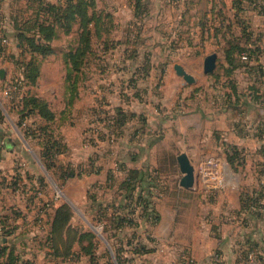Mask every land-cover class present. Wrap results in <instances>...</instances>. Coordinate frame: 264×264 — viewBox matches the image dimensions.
Wrapping results in <instances>:
<instances>
[{
    "label": "crops",
    "instance_id": "crops-1",
    "mask_svg": "<svg viewBox=\"0 0 264 264\" xmlns=\"http://www.w3.org/2000/svg\"><path fill=\"white\" fill-rule=\"evenodd\" d=\"M10 1L18 6L0 22V42H9L0 61L5 55L12 61L13 54L18 60L28 56L20 54L13 27V19L27 18L25 1ZM158 1L172 4L171 0H141L137 8L134 0H94L88 12L100 19L108 15V32L97 35L91 24L93 53L69 81L64 53L78 45L77 23L69 34L57 30L49 42L51 54L36 56L39 75L35 84L24 81L21 89L7 95V84L21 72L9 60H4L10 63L7 69L0 65L5 70V77L0 78V264H8L11 254L20 264H119L117 255L121 264H264L261 29L247 15L248 39L231 17L222 16L214 23V36L222 47L218 66L222 72L214 70L210 75L224 81L223 86L214 85L208 91L207 100H201L194 89L183 91V80L174 69L184 51L169 54L164 48L183 41L142 37L139 25L147 24L142 15L147 14V21L155 20L156 29L164 27L160 16H155L161 9ZM229 1L226 6L231 14L235 7ZM175 3V13L186 15L196 11L198 0ZM187 26L200 28L196 21ZM234 39L257 49L256 53L246 60L241 58L246 52L236 53L230 64L227 41ZM142 48L147 50L141 52ZM46 62L53 63L48 74L43 72ZM70 83L76 86L75 92ZM29 97L46 103L48 119L39 107L24 108ZM36 127L49 134L46 155L38 151L32 136ZM233 148L239 158L231 163L228 156ZM248 148L254 149V182L242 187L232 174L244 169L246 158L241 156ZM181 153L194 167L190 188L179 183L183 174L177 157ZM207 156L225 164L216 184L204 185L197 175L200 161ZM143 174L154 176V186L143 183L127 188V177ZM141 198L152 201L158 216L155 224L143 214ZM246 198L253 204L243 205ZM63 205L69 207V220L52 234L56 211ZM90 217L104 226L106 239L102 244L93 238L88 251L81 224Z\"/></svg>",
    "mask_w": 264,
    "mask_h": 264
},
{
    "label": "trees",
    "instance_id": "trees-1",
    "mask_svg": "<svg viewBox=\"0 0 264 264\" xmlns=\"http://www.w3.org/2000/svg\"><path fill=\"white\" fill-rule=\"evenodd\" d=\"M25 6L24 11L27 13V18H22L20 21L13 19V27L15 29L14 38L19 43V48H21V55L27 53L25 59L18 60L13 58V64L22 69L23 81L29 84H35L37 77L39 75V62L38 57H45L53 52L49 42L55 38L58 34L57 30H62L65 34L72 32V27L75 23L78 24L77 36H78V45L75 48H70L69 51L64 53V61L66 63V81L72 78L73 72L77 73L81 70L85 57L93 53L91 46V35L93 26L95 24L97 35H101L102 32H108V29L105 30L104 27H100V23L104 24L105 19L96 18L94 13L89 14L88 10L94 4V0H64L63 4L60 3H50L45 0H24ZM243 0H233V6L239 3H242ZM245 1V0H244ZM247 1V0H246ZM252 3V0H249ZM134 3L137 8L141 5V0H134ZM259 5H256L258 7ZM241 7H236L234 18L236 23L240 24L242 27V33L249 38L250 31L248 30V25L246 24L244 17L240 14ZM262 12L263 9H261ZM105 17V16H104ZM238 18V19H237ZM228 47L226 49L227 59L230 64H233L235 60V54L242 51L246 52L247 58H251L256 52L257 49L247 48L241 46L237 39L227 41ZM3 52L2 47H0V53ZM69 88L75 92L76 86L74 83L69 84ZM24 108L32 106L39 107L40 112L43 116L47 115L49 118L50 111L47 108L45 102L37 99L36 97H29L23 102ZM49 138H46L44 143L43 154L48 153L47 141ZM46 144V145H45ZM261 152L264 155V145L261 147ZM239 158V151L235 148L232 149V153L228 156V161L233 162ZM146 183L149 187L154 186L155 178L154 176L143 174L139 177H127L125 184L128 189H131L135 184ZM252 199V198H251ZM248 203V204H247ZM253 204V200L246 198L245 204ZM141 205L143 209V214H145L146 219L149 223L155 224L158 220L157 213L153 208L152 201L141 198ZM70 211L67 205H63L58 208L56 211L55 218L52 223L51 233L54 234L58 232L69 220ZM81 236H88L86 232L81 234ZM52 239V237H50ZM94 238V237H93ZM108 240V239H107ZM53 243V242H52ZM93 247L92 241L87 243L85 247L86 250H90ZM68 253V252H65ZM117 261L121 264L120 257L117 255ZM8 264H20L19 259L11 254L9 257Z\"/></svg>",
    "mask_w": 264,
    "mask_h": 264
},
{
    "label": "rangeland",
    "instance_id": "rangeland-1",
    "mask_svg": "<svg viewBox=\"0 0 264 264\" xmlns=\"http://www.w3.org/2000/svg\"><path fill=\"white\" fill-rule=\"evenodd\" d=\"M155 1L157 0H154V2ZM171 1H172L171 2L172 4L170 3L166 4L165 1L157 2L158 8H161L160 9L161 13L159 12L158 15H155V16L156 17L160 16V21L161 22L163 21L164 27H159L158 29H156L157 27L155 24V20L151 19L147 21V19L145 18L147 14L145 16L143 15L141 16V18H143L144 21L147 22V24H145L144 26L139 25L141 33L144 30V36L142 37L145 38L147 36L148 37L149 36H152V37L153 36H156V37L164 36L165 38H167V42L171 40L177 42L178 41L177 37L181 39V41L183 42H179L177 44H175L174 42H171V44L174 43V45H168V46L164 45L165 51L166 52H169V51L173 52L174 50L184 51V52H181L182 55L179 57V59H182V62L180 64H183L185 70L195 77V82L192 84H188L181 77V79L183 80V91H185V89L192 88L194 89L193 90L194 92H197L199 94V98L201 100L203 99L207 100V95H209L208 91L212 87H214V85H217L218 87L223 86L222 82L224 81V78L221 81H219L218 77L215 78V77H212V75L205 74L203 72V56L205 57L211 53H217V56H218L217 57V68L215 69V71L218 70L220 73L222 72L221 69L219 70L218 68L219 64L222 62V47H221V44L219 43L220 41L219 37L214 36L215 35V32L213 30L215 28L214 23L219 22L222 16H225L227 18L231 17L236 22L234 18L235 12L231 14L229 13L231 10L228 9V7L226 6L228 3H229L228 5L230 6L231 1L229 0H198V5L196 8H194L196 11H190L186 15H179L175 13L172 7V5L175 6L176 0H171ZM10 2H11L10 0H8V2L6 0L3 1L2 12L0 14V22H4V19L8 16L10 17L14 9L16 10V7L18 5L13 6L9 4ZM247 3L248 4H245L242 1V3L236 4L234 5V7L235 9L236 7H241L240 14L243 17L247 15L248 17H250L249 21L254 26L260 27L261 32L263 34L262 42L264 43V15L261 14L262 12L261 9H263L264 11V0H252V3L251 1L247 0ZM256 5H259V6L256 7ZM162 7H164V9H162ZM208 7L210 9L209 11H208ZM212 8L214 9L213 11H211ZM231 8H232V5H231ZM219 9L222 12H220ZM149 14L152 15V12L150 11ZM104 16L105 17L103 19H105V23L103 27H106L105 29H108L109 17L108 15H105V14ZM195 21L198 23L200 27L199 31L191 30L188 28L189 26H187L188 24L191 25V22H195ZM140 22L141 20H139V23ZM152 28L154 29L152 30ZM103 35H104V32H103ZM0 37H1V34H0ZM145 42L146 40H143L141 43H145ZM189 43L191 45H189ZM96 44L98 45V42H95V45ZM0 47H2L3 51H6L7 48L9 47V42L7 44H2V41H1ZM115 49H117V47H115ZM100 50L102 51V49ZM146 50L147 48H142L141 52L146 51ZM99 55L101 54L99 53ZM13 57L15 59L18 58V57L16 58L14 54H13ZM4 60H9V62L12 60L9 59L8 55H5L0 61L1 67L7 69L10 66V63H6ZM170 60H172V58H169V62H171ZM52 64L53 63H49V64L48 62L45 63V67L43 71L44 74H48V70H51ZM155 81L157 82V84L161 83V79L155 78ZM244 150L245 152L244 153L242 152V156H241L242 158L243 157L246 158V163L244 162V167H243L244 169H242L241 172L238 171V173L232 174L233 175L232 180L233 178L234 179L237 178L239 181L243 183L242 187H248L254 182V170L256 166L255 165L256 161H255V158L253 159V156H252L254 152L253 148L252 149L248 148ZM50 180L55 186L56 190L60 193L61 192L60 188L58 187L56 182L52 179V177H50ZM90 218H91V220L89 219L90 221L88 219L87 220L83 219V222L81 224L82 228L85 229L88 235L85 237V240H87L88 242L89 241L91 242L93 237L94 238L96 237L98 241H100L103 244L104 239H106L105 228L104 226H102L100 222L92 220V217Z\"/></svg>",
    "mask_w": 264,
    "mask_h": 264
},
{
    "label": "built area",
    "instance_id": "built-area-1",
    "mask_svg": "<svg viewBox=\"0 0 264 264\" xmlns=\"http://www.w3.org/2000/svg\"><path fill=\"white\" fill-rule=\"evenodd\" d=\"M238 19V18H237ZM6 40L2 41V44H7ZM243 60L247 59L246 55H242ZM18 68V67H17ZM21 74L11 78L10 82L7 84L5 93L11 95L12 93L18 91L23 86V76L22 69H19ZM32 136H34L35 141L38 143V151L42 153L44 151V144H42L48 137L47 130L42 127H36L33 130ZM224 163L215 156H207L203 158L198 165L197 175L199 176V181L204 184H212L218 180L219 172L221 168L224 167ZM209 185V186H210ZM210 188V187H209ZM142 206V205H141Z\"/></svg>",
    "mask_w": 264,
    "mask_h": 264
},
{
    "label": "water",
    "instance_id": "water-1",
    "mask_svg": "<svg viewBox=\"0 0 264 264\" xmlns=\"http://www.w3.org/2000/svg\"><path fill=\"white\" fill-rule=\"evenodd\" d=\"M216 59H217L216 53H211L205 56L203 60V72L205 74H211L215 70ZM174 69L177 75L181 76L188 84H192L195 82L194 76L188 73L182 65L175 64ZM4 77H5V70L0 69V78L3 79ZM177 160H178L180 171L183 174L179 181L180 185L185 188L192 187L194 184V179H195L193 165L190 163V160L185 153H181L177 157Z\"/></svg>",
    "mask_w": 264,
    "mask_h": 264
}]
</instances>
